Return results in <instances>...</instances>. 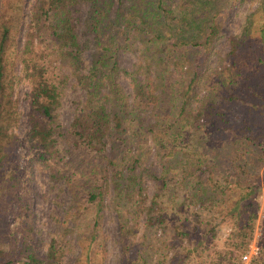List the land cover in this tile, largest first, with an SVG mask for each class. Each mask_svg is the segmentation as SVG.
Returning <instances> with one entry per match:
<instances>
[{"label": "trees", "instance_id": "trees-1", "mask_svg": "<svg viewBox=\"0 0 264 264\" xmlns=\"http://www.w3.org/2000/svg\"><path fill=\"white\" fill-rule=\"evenodd\" d=\"M26 1L0 0V168L11 151L13 89L23 82L28 160L65 185L75 212L93 211L82 219L90 225L65 229L81 247L73 264L94 260L88 250L107 194L118 223L115 264H235L264 188V0H32L25 18ZM243 2L255 6L224 37ZM71 78L84 98L71 100L76 112L63 127L56 111ZM149 155L158 173L144 165ZM225 219L227 245L209 256L211 225ZM260 224L248 264H264ZM64 252L55 243L41 256L27 242L0 243V264H60Z\"/></svg>", "mask_w": 264, "mask_h": 264}, {"label": "rangeland", "instance_id": "rangeland-1", "mask_svg": "<svg viewBox=\"0 0 264 264\" xmlns=\"http://www.w3.org/2000/svg\"><path fill=\"white\" fill-rule=\"evenodd\" d=\"M32 0H27L25 3L24 16L28 15V5ZM255 4L243 2L238 4L235 12L230 15L228 24L222 29V34L225 36L236 32L242 24L243 17L250 9L254 8ZM84 5L77 7L78 13L76 14L79 20L84 12ZM21 40V38H19ZM220 57L227 51L225 39L222 38L216 44ZM82 58L85 63L89 62L88 50L82 53ZM119 63L127 69L132 67V57L123 54L118 58ZM216 57L211 58L210 63H216ZM18 73V66L16 68ZM73 79H69L63 90L61 104L56 111L57 121L64 127L69 123L75 114V104L71 100L82 101L84 93L80 89H73L71 84ZM125 85V82L122 81ZM28 90L26 84L19 83L13 89V98L16 100L15 121L8 129L7 141L10 143L8 147L11 151L6 152L3 156V165L0 168V243L3 248H11L13 245L20 247L21 243L27 242L31 245L32 249L38 255H44L48 244L55 243L63 245L64 255L62 256L60 264H73L76 256H79L81 247L76 243L74 236L71 233L65 232L66 228H71V225H90L86 220L87 216H92L93 211L90 213H83L80 215L72 207L70 194L67 188L59 180L52 182L48 177L47 169L41 164L36 163L34 160H28L29 156L25 146L23 136L27 130L26 125V112L27 102L24 95ZM231 115H237L239 112L236 109L227 108ZM235 117V116H234ZM12 135L15 136L13 138ZM4 144V142H1ZM7 151V149H6ZM63 157L62 162L66 161ZM75 165H77L75 163ZM145 166L149 167L153 173H158L161 169L154 161L152 155H149L145 161ZM76 168V166L74 167ZM260 175V172H258ZM82 180V179H81ZM84 180V179H83ZM261 184V181L258 182ZM153 182L150 178H145L144 189L148 197L152 194ZM264 188L261 189L260 193ZM259 195H258V198ZM259 203V210L263 215L256 218L254 225L259 228V234L256 238L255 245L257 247L256 254L250 255L249 261L258 254L257 240L263 232L261 220L264 219V202ZM103 209L97 214V233L98 238L92 247L89 254L94 258L89 264H115L120 253V246L118 243V223L115 213L110 208V197L105 195L103 200ZM70 206V207H69ZM197 207L195 206L194 209ZM74 216V224L71 219ZM141 222V219H138ZM218 221V220H217ZM204 227V225H202ZM214 227L216 237L206 241L211 249L208 250V255L213 256V250L220 251L226 244V237L230 230V224L227 219L222 221L219 225H211ZM226 238V239H225ZM248 237V243H249ZM175 237H171L174 241ZM180 242H177V245ZM177 248V247H176ZM247 248L239 253L235 260L238 262L240 256L246 253ZM170 250L167 255H171ZM22 257V256H19ZM194 260L186 263L191 264ZM249 261L246 263L248 264ZM83 262V261H82ZM14 264H19L16 261Z\"/></svg>", "mask_w": 264, "mask_h": 264}, {"label": "built area", "instance_id": "built-area-1", "mask_svg": "<svg viewBox=\"0 0 264 264\" xmlns=\"http://www.w3.org/2000/svg\"><path fill=\"white\" fill-rule=\"evenodd\" d=\"M259 198L257 200H260V203L264 202V189L262 192L259 194ZM263 215L261 214V211H258L257 213V218L262 217ZM259 234V228L256 227L253 229L252 233L249 235V243L247 244L248 250L246 253L242 254L236 264H246L249 261L250 255L256 254L257 252V247L255 245L256 238Z\"/></svg>", "mask_w": 264, "mask_h": 264}]
</instances>
